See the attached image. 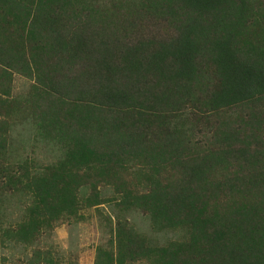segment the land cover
<instances>
[{"label":"trees","instance_id":"obj_1","mask_svg":"<svg viewBox=\"0 0 264 264\" xmlns=\"http://www.w3.org/2000/svg\"><path fill=\"white\" fill-rule=\"evenodd\" d=\"M89 207L93 264H264V0H0V241L51 264Z\"/></svg>","mask_w":264,"mask_h":264},{"label":"rangeland","instance_id":"obj_2","mask_svg":"<svg viewBox=\"0 0 264 264\" xmlns=\"http://www.w3.org/2000/svg\"><path fill=\"white\" fill-rule=\"evenodd\" d=\"M166 26V25H165ZM163 26V30L166 27ZM157 32L162 30L158 26L154 27ZM33 79L24 75L14 73L11 77L9 96L23 100L27 95ZM234 116V114H232ZM14 140L18 143V150L31 156H37L43 162L52 161L55 154L50 148L46 150L44 143L34 140L32 128L28 124H17L12 131ZM201 137L197 135L196 138ZM19 141V142H18ZM19 205L16 199L10 201V211L16 213V207ZM97 207H89L79 210L82 219L72 223H62L54 228L48 237L41 238L37 245L43 253H50L52 257L51 264H93L96 256V247L105 242L108 238L110 224L113 226L115 220L109 217L108 211L103 209L101 214ZM134 224L137 229L149 233L148 221L135 214L133 216ZM37 248V247H36ZM35 248V249H36ZM35 258L33 247L27 249L20 243H4L0 241V264H28Z\"/></svg>","mask_w":264,"mask_h":264}]
</instances>
